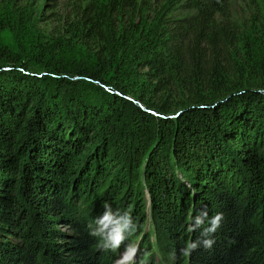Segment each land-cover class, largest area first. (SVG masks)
I'll return each instance as SVG.
<instances>
[{"label": "trees", "instance_id": "16d2710c", "mask_svg": "<svg viewBox=\"0 0 264 264\" xmlns=\"http://www.w3.org/2000/svg\"><path fill=\"white\" fill-rule=\"evenodd\" d=\"M78 1L70 40L27 51L3 42L20 15L0 13V264H113L88 228L104 202L131 210L136 236L149 205L175 264L177 234L203 240L222 213L212 247L185 264H264V59L230 13L236 0ZM202 210L204 225L183 232ZM20 219L37 224L16 244ZM59 223L72 245L55 241Z\"/></svg>", "mask_w": 264, "mask_h": 264}, {"label": "rangeland", "instance_id": "374dc122", "mask_svg": "<svg viewBox=\"0 0 264 264\" xmlns=\"http://www.w3.org/2000/svg\"><path fill=\"white\" fill-rule=\"evenodd\" d=\"M103 1L104 5L108 2V0ZM246 1L247 3L244 4L241 0H236L231 7L229 6V10L232 17L239 25H247L252 28L251 31L247 32V41L251 43L252 50L257 54V58L264 59V0ZM81 5L82 4L78 0H0V13L2 15L9 11L16 12L20 15L22 21V26L18 30L17 36L15 35V37L12 33L5 32L3 35V42L9 47L19 45L22 51H27L30 45L35 41L41 40L44 41L46 45L50 43L53 45L54 42H59L63 38H65L66 41L70 40L71 34L68 31L72 23L77 24L80 22V14L84 9ZM68 54H70L69 56H76L73 52L64 53L62 51L56 52L53 56L57 61L62 59L70 61L67 59ZM22 61L26 60L22 59ZM103 78L110 81L115 87L120 86L124 89L121 83L110 73L105 74ZM168 95L171 100V102L169 101L168 103L171 104L172 108H176L178 99L172 97L171 94ZM137 96L132 93V96L128 98L131 101H136ZM136 103H138V101ZM153 115L156 116L155 113H153ZM80 206L82 207L83 205L81 204ZM146 208L144 214L147 220L145 221V227L141 229V235L136 236L137 234H135L134 237H130L129 240L125 241V245L135 243L139 246L141 242V246H146L140 255L136 256V264H141V262L142 264H175L173 258H170L169 254L161 253L162 249H166L167 240L161 233L158 235L153 226H151L153 222L149 216V205H146ZM17 223L19 224L16 225L15 228H10L13 234H9V238L10 240H14L15 243L19 242L20 244L22 239L14 233H19L22 230H26L28 227L33 228L31 224H37V222L34 219L28 221L20 219ZM188 228L189 223L182 231H188ZM57 230L65 234V236L61 235L55 239L57 243L60 245H72L74 243L75 232L70 226L59 223ZM261 231L264 235V229ZM181 234L182 232H179L177 235L179 237V243L184 247L186 243L189 242V238L181 237ZM170 241L171 240H168V242ZM173 241L174 239H172V242ZM172 244L175 247L177 246L175 243ZM123 251L124 246L122 245L121 248L115 252L116 259L113 264H117V261L120 259V254ZM146 253L147 256L143 258ZM68 255H70V252L66 250L62 258L68 259ZM182 259V264H185L186 256H183Z\"/></svg>", "mask_w": 264, "mask_h": 264}, {"label": "clouds", "instance_id": "9594fccd", "mask_svg": "<svg viewBox=\"0 0 264 264\" xmlns=\"http://www.w3.org/2000/svg\"><path fill=\"white\" fill-rule=\"evenodd\" d=\"M104 211L102 214L89 223V234L98 238V247L104 251H118L121 246H124V251L120 254V259L117 264H136L135 258L139 252V248L135 243L125 245V241L130 237H134L137 231L131 210L121 213L120 211H113L111 204L104 202L102 205ZM208 218L207 210H202L199 215L194 217L193 224L188 228L189 232H193L201 228L205 220ZM223 214L217 213L210 220H208V227H204L201 236L205 237L203 240H196L186 243L180 249L182 256H190L191 253L198 249L202 244L206 249L211 248L214 240L208 238L214 234L220 227L223 220ZM175 252L173 253V256ZM142 264V262H141Z\"/></svg>", "mask_w": 264, "mask_h": 264}, {"label": "water", "instance_id": "95a60500", "mask_svg": "<svg viewBox=\"0 0 264 264\" xmlns=\"http://www.w3.org/2000/svg\"><path fill=\"white\" fill-rule=\"evenodd\" d=\"M6 69V68H5Z\"/></svg>", "mask_w": 264, "mask_h": 264}]
</instances>
